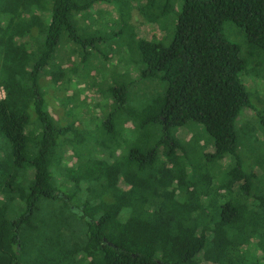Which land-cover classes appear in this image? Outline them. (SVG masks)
Listing matches in <instances>:
<instances>
[{"label":"trees","instance_id":"16d2710c","mask_svg":"<svg viewBox=\"0 0 264 264\" xmlns=\"http://www.w3.org/2000/svg\"><path fill=\"white\" fill-rule=\"evenodd\" d=\"M135 9L161 37L134 32ZM117 26L136 80L78 78ZM226 28L264 54V0H0V264H264V100L246 87L260 65ZM194 124L214 153L177 138ZM71 156L67 180L53 163Z\"/></svg>","mask_w":264,"mask_h":264},{"label":"rangeland","instance_id":"374dc122","mask_svg":"<svg viewBox=\"0 0 264 264\" xmlns=\"http://www.w3.org/2000/svg\"><path fill=\"white\" fill-rule=\"evenodd\" d=\"M22 3V5L27 4V2H29V0H18ZM145 20L143 18V16L139 13V11L137 9H135L132 12V18H131V24L132 26L136 27V30H134L135 33L139 34V37H143V38H151V31H157L158 32V37L160 36V31L157 30V28L153 27L152 25H148L145 24L144 29H142V31H140L139 28L142 27V25L144 24ZM229 26V25H228ZM227 26V27H228ZM232 26V25H230ZM234 27V26H233ZM229 30V27H228ZM227 28H226V33H227V37L235 42L238 43L240 45L241 48V58L246 61L248 69L251 68V66L253 65H257L259 64V70L256 73L255 78H250L252 80H256L258 79L257 77H260L259 81H257V85L253 86L252 83L249 84L250 87L247 85V89L249 91V93L251 94V98H252V102L255 105V107L257 108L258 105L256 104V99H263L264 100V82L262 79H264V54L257 50L256 48H253L252 46L249 45L246 36L243 34V36H235L234 34H230L228 32ZM129 34L131 35V32H133L132 29H129ZM15 31L13 30H5L4 31V38L5 41H9L10 37L12 36V34ZM120 32V27L117 26L116 27H111V28H105L103 31V34L108 33L109 35H111V37L113 36V41L107 42V43H103L100 42L99 45H96L95 49H96V54L94 55L93 59L91 61H89L88 64L83 62V58L80 57L79 59V64L81 66V71L79 73H77V77L78 78H82V79H91V82L96 79L95 76H98V73H101L102 75H106V78L108 79V77L110 76L111 78L109 79V81H123L125 80L126 77L131 78V79H135L136 80V74H134V66L131 65V63H133L131 61V54H130V44H131V39L130 36H128L126 33H123V35L117 36L118 33ZM145 33H147L148 35H146ZM150 33V34H149ZM16 35V33H15ZM135 35V34H134ZM16 42L18 44H21V42L26 41L25 39H22L20 36L17 37V35L15 36ZM130 41V42H129ZM94 52V51H93ZM84 56V53H82V57ZM97 61H93L96 60ZM99 59V60H98ZM96 65L98 66V68H96L95 70L91 71L93 66ZM83 68H86L85 70ZM47 72V71H46ZM45 72V73H46ZM48 73V72H47ZM46 73V74H47ZM45 76V75H44ZM241 81L246 85V79L247 76L246 74L241 75ZM50 75L47 74L46 75V80L49 81ZM82 79H80V81H78L76 83L75 86H77L75 88V90L77 91L76 93L80 94V99L82 101H87L89 103V105L91 103V106L93 107V105H95V103L97 101H99V98H95V93H94V89L92 87L91 83H87V81H83ZM44 83V82H43ZM142 84V82L139 81V84ZM50 84V83H49ZM48 84V86H45V93H48L49 95V99H48V109L51 112V101L50 99H53V108L59 112H61V106L66 109V106L63 103H59L58 98H56L55 96H51L53 94L52 89H54L55 87L52 85V87H50ZM74 86V87H75ZM73 87V88H74ZM107 87L103 88L102 90H106ZM140 90H144V86L139 87ZM56 90V89H54ZM73 92V91H72ZM5 93L3 91V89L0 86V98H4ZM99 97V96H98ZM105 102H106V98H102ZM259 102V100L257 101ZM87 103V104H88ZM66 115H67V111ZM115 112V110H110L108 112H103L102 114H99L100 112L98 111V115H97V122L98 123H102L106 116H110V114H113ZM245 112V111H244ZM243 112V113H244ZM105 113V114H104ZM243 116H241L240 118V123H247V122H251V123H257L255 120V116H254V112L252 110L246 111L244 114H242ZM69 116H66V118ZM107 118V119H108ZM106 119V121H107ZM122 119V116L121 118ZM123 121H121L119 123V129L124 130L125 131H129V127L131 128L136 125L135 123H129V125H123ZM195 126L196 129L189 131V129L185 128V129H180L179 131L176 132V136L177 138L180 140V142L186 143L189 142V140L194 136L195 133L198 134V146L199 148L204 151L207 154H212L215 152V146H214V141L211 139V137L209 136V134L206 132L205 128L202 125H192ZM89 130L91 129V126H87ZM91 145V144H89ZM129 147V144H128ZM68 153V152H67ZM98 153V152H97ZM122 153V150L120 149L119 151V155ZM68 155H72L71 152L68 153ZM78 163V159L76 157H66L64 158L62 161H54L53 166L54 168H59L61 167L62 170L64 171V176L66 177L67 180L71 179L74 175H75V171H74V167L77 165ZM224 163V162H223ZM216 163H213L212 166H215ZM223 165H226V163H224Z\"/></svg>","mask_w":264,"mask_h":264}]
</instances>
